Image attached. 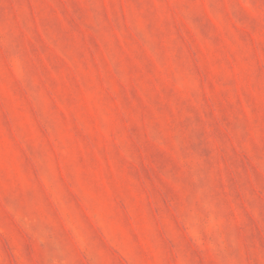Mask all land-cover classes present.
I'll use <instances>...</instances> for the list:
<instances>
[{
    "label": "rangeland",
    "instance_id": "rangeland-1",
    "mask_svg": "<svg viewBox=\"0 0 264 264\" xmlns=\"http://www.w3.org/2000/svg\"><path fill=\"white\" fill-rule=\"evenodd\" d=\"M0 264H264V0H0Z\"/></svg>",
    "mask_w": 264,
    "mask_h": 264
}]
</instances>
